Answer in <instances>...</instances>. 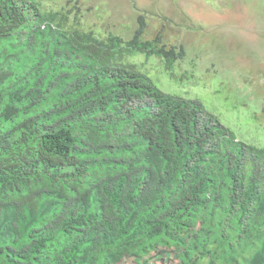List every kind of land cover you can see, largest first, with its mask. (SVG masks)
I'll use <instances>...</instances> for the list:
<instances>
[{"label": "trees", "instance_id": "1", "mask_svg": "<svg viewBox=\"0 0 264 264\" xmlns=\"http://www.w3.org/2000/svg\"><path fill=\"white\" fill-rule=\"evenodd\" d=\"M40 4L0 0V264H110L122 242L141 264H264V147L130 60L172 75L184 47L141 14L125 39Z\"/></svg>", "mask_w": 264, "mask_h": 264}, {"label": "rangeland", "instance_id": "2", "mask_svg": "<svg viewBox=\"0 0 264 264\" xmlns=\"http://www.w3.org/2000/svg\"><path fill=\"white\" fill-rule=\"evenodd\" d=\"M40 2L42 23L45 12L63 10L70 21L78 13L82 26L98 35L125 39L133 35L137 17L143 15L145 39L159 32L166 45H182L185 55L172 66V75L154 55L137 54L130 60L160 89L199 99L238 138L264 147V0ZM121 244L118 250L106 246L110 264L142 263L141 246ZM151 256L146 264H169L171 254ZM99 264H105L103 258Z\"/></svg>", "mask_w": 264, "mask_h": 264}, {"label": "built area", "instance_id": "3", "mask_svg": "<svg viewBox=\"0 0 264 264\" xmlns=\"http://www.w3.org/2000/svg\"><path fill=\"white\" fill-rule=\"evenodd\" d=\"M44 25H42V27H43Z\"/></svg>", "mask_w": 264, "mask_h": 264}]
</instances>
